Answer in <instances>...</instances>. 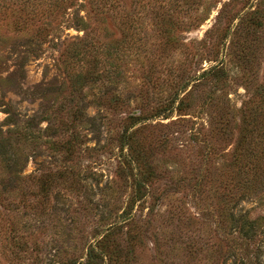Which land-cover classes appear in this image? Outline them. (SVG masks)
<instances>
[{
  "label": "rangeland",
  "instance_id": "obj_1",
  "mask_svg": "<svg viewBox=\"0 0 264 264\" xmlns=\"http://www.w3.org/2000/svg\"><path fill=\"white\" fill-rule=\"evenodd\" d=\"M27 1L0 91L40 140L0 163V264H264V0Z\"/></svg>",
  "mask_w": 264,
  "mask_h": 264
},
{
  "label": "trees",
  "instance_id": "obj_2",
  "mask_svg": "<svg viewBox=\"0 0 264 264\" xmlns=\"http://www.w3.org/2000/svg\"><path fill=\"white\" fill-rule=\"evenodd\" d=\"M53 3L47 2L48 5H53L54 8H62V5L69 3L72 0H50ZM158 2V13L159 17L170 16L172 12L178 10V12H189L195 11L197 7L201 4V0H156ZM118 3L119 0H92V11L98 13V8L102 9L103 5ZM89 3V0H88ZM216 3V2H215ZM208 4V3H207ZM110 6V5H109ZM214 7L212 4L205 7L204 14L202 11V16L197 20V25L202 21L206 20L209 16L210 9ZM15 11L18 13V17L24 16L26 20H31L35 15L38 14L39 9L34 8L32 5L29 6L27 0H0V17L5 15L7 11ZM45 12V11H44ZM108 13V12H107ZM48 15H51L49 13ZM219 15V13L217 14ZM88 14L86 13V17ZM25 23V20H20ZM41 33L38 37H41ZM30 43V42H29ZM32 43V42H31ZM40 44L37 42V49H32V54H35L36 50L40 51ZM25 57H23L24 62ZM22 62L19 64V70L22 74ZM2 92L0 91V107L4 106L3 112L6 114L4 120L0 123V163L5 165L6 173L8 176L16 175L20 170H18V162L20 161L19 156H17V150L14 149V144L21 141L23 143L38 141L40 140V130H36V125L34 124L33 118L19 119L11 109H9L2 101ZM3 126H8L3 130ZM17 141V142H16ZM238 224V232L243 233V236L250 238L249 236L254 229L255 220L248 217V213H244L236 222Z\"/></svg>",
  "mask_w": 264,
  "mask_h": 264
}]
</instances>
